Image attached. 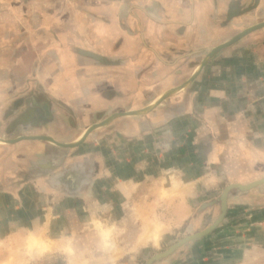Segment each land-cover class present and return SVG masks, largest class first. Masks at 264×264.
I'll return each instance as SVG.
<instances>
[{
	"label": "crops",
	"instance_id": "crops-1",
	"mask_svg": "<svg viewBox=\"0 0 264 264\" xmlns=\"http://www.w3.org/2000/svg\"><path fill=\"white\" fill-rule=\"evenodd\" d=\"M231 3L240 1L0 0V137H24L0 146V188L20 205L23 189L66 204L75 185L76 199L117 204V192L131 206L149 190L160 201L152 183L166 171L193 174L203 187L220 168L234 172L233 181L264 177V27L218 50L187 84L213 47L243 31L215 33L229 27ZM154 103L75 147L25 138L69 143L120 111ZM115 134L129 139L122 159L98 148ZM147 138L165 141L169 169L155 170L164 161L147 154ZM21 172L31 179L18 180Z\"/></svg>",
	"mask_w": 264,
	"mask_h": 264
},
{
	"label": "rangeland",
	"instance_id": "rangeland-1",
	"mask_svg": "<svg viewBox=\"0 0 264 264\" xmlns=\"http://www.w3.org/2000/svg\"><path fill=\"white\" fill-rule=\"evenodd\" d=\"M239 1L238 5L231 3V16H224L229 27L215 33L234 36L240 28L264 20L261 0ZM147 109L136 111V115ZM126 140L129 141L115 134L101 141L98 148L107 152L114 148V156L122 159L129 150ZM163 142L148 139L147 144H153L147 153L152 159L164 161L161 153L168 146ZM139 164L137 161L136 165ZM107 166L112 168V162ZM159 168L169 169L165 161L156 165L155 170ZM221 170L212 174L214 177L210 183H204L205 187L197 180L192 183L194 175L186 171L164 170L152 183L161 186L162 199L153 202L154 191L149 190L150 195L142 202L133 200L131 206L126 205L125 195L117 192V204H103L102 199L99 204H92L90 196L76 199L79 190L75 185L68 186L66 204L45 203L54 199H44L23 189L20 205L11 193L8 195L0 188V264H264V220L253 219L256 214L264 219V182L247 189L236 186L264 177L233 181L234 172ZM27 179L31 175L19 174L18 180L24 183ZM103 197L106 201L107 195Z\"/></svg>",
	"mask_w": 264,
	"mask_h": 264
},
{
	"label": "water",
	"instance_id": "water-1",
	"mask_svg": "<svg viewBox=\"0 0 264 264\" xmlns=\"http://www.w3.org/2000/svg\"><path fill=\"white\" fill-rule=\"evenodd\" d=\"M261 27H264V21H262V22H260V23H258V24H255V25H253V26H250L249 28H246V29H244L243 31H241L239 34H237L236 36H234V37H232V38H230L229 40H227L226 42H223V43H221V44H219V45H217V46H215V47H213L212 49H211V51L206 55V57L205 58H203V60L200 62V68L197 70V72H194V74L191 76V78L188 80V82L191 80V81H193L195 78H196V76H198V74H199V72L201 71V69L203 68V66L206 64V62L210 59V57L214 54V53H216L218 50H220V49H222V48H224V47H227V46H230V45H232L233 43H235L237 40H239L240 38H242L244 35H246V34H248L249 32H251V31H253V30H256V29H258V28H261ZM170 94V93H169ZM156 104L157 103H154V104H151V105H149V106H147V107H145V108H148L147 109V112H144V113H142V114H146V113H148L152 108H154V106H156ZM143 109V108H142ZM142 114H139V115H142ZM136 116V115H135ZM115 117H120V113H117V114H115V115H112V116H110V117H108V118H111V119H114ZM106 120V119H105ZM104 120V121H105ZM103 121V122H104ZM103 122L102 123H99V124H97V125H94V126H91L90 128H88L89 130H90V132L92 131V130H95V129H97V128H99V127H102V126H104V124H103ZM89 132V133H90ZM88 136V135H87ZM22 138H24V137H22ZM26 139H41V138H46V136H33V137H25ZM86 138H84V140H85ZM13 140H16V139H12V140H10L9 142H13ZM84 140H82L81 142H83ZM80 142V143H81ZM80 143H78V144H80ZM57 145H59V146H62V147H75L76 145H71V144H67V143H63V142H61V143H59V142H57L56 143ZM77 144V145H78ZM264 182V178H262V179H260V180H257V181H254V182H252V183H250V184H247V185H241V184H236V186H238L239 188H245V189H247V188H250V187H252V186H255V185H257V184H260V183H263ZM231 187V186H230ZM229 187V188H230ZM228 189V188H227ZM227 189H225V192H224V196H226L227 195V192H228V190Z\"/></svg>",
	"mask_w": 264,
	"mask_h": 264
},
{
	"label": "bare ground",
	"instance_id": "bare-ground-1",
	"mask_svg": "<svg viewBox=\"0 0 264 264\" xmlns=\"http://www.w3.org/2000/svg\"><path fill=\"white\" fill-rule=\"evenodd\" d=\"M200 66V65H199ZM197 67L195 69V72L200 68V67ZM160 99V98H159ZM146 109V108H145ZM144 110V109H141V111ZM137 112L140 111V110H136ZM136 111H132V110H125V111H120V115L122 117H126V116H130L131 114H134L136 113ZM88 132H90L89 129H85L83 130L82 132H80L76 137H74L73 141L67 143V144H71V145H77L78 143L81 142V140L84 139V137L88 134ZM34 136H46V135H34ZM25 137H33V136H25ZM21 139H23L22 137H20ZM21 139H17V140H13V142H16L18 140H21ZM47 142L49 143H53V144H56L57 142L61 143V141L53 138V137H50V136H46V138H44ZM11 140V139H10ZM9 139H6V138H3V137H0V146L5 144V143H12V142H9L10 141ZM45 142V141H44Z\"/></svg>",
	"mask_w": 264,
	"mask_h": 264
}]
</instances>
